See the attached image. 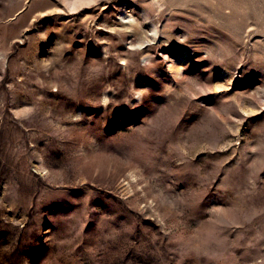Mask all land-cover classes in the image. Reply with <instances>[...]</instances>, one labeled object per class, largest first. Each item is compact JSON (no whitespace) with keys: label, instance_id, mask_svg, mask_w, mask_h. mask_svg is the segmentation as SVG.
Returning a JSON list of instances; mask_svg holds the SVG:
<instances>
[{"label":"rangeland","instance_id":"374dc122","mask_svg":"<svg viewBox=\"0 0 264 264\" xmlns=\"http://www.w3.org/2000/svg\"><path fill=\"white\" fill-rule=\"evenodd\" d=\"M0 264H264V0H0Z\"/></svg>","mask_w":264,"mask_h":264}]
</instances>
